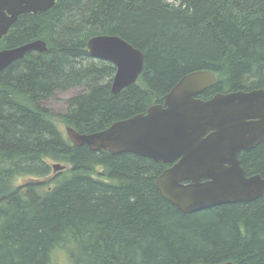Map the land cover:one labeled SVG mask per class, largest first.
Masks as SVG:
<instances>
[{
    "label": "trees",
    "instance_id": "trees-1",
    "mask_svg": "<svg viewBox=\"0 0 264 264\" xmlns=\"http://www.w3.org/2000/svg\"><path fill=\"white\" fill-rule=\"evenodd\" d=\"M116 34L145 55L138 81L117 94L116 67L88 41ZM44 39L0 72V264H264V194L185 214L163 198L166 163L135 153L76 146L82 133L145 112L184 75L213 71L206 91L264 87V0H58L22 14L1 47ZM83 87L69 110L43 105L58 89ZM264 177V141L240 155ZM69 168L52 175L53 163ZM21 176L31 180L15 186ZM44 178V179H43Z\"/></svg>",
    "mask_w": 264,
    "mask_h": 264
},
{
    "label": "water",
    "instance_id": "water-1",
    "mask_svg": "<svg viewBox=\"0 0 264 264\" xmlns=\"http://www.w3.org/2000/svg\"><path fill=\"white\" fill-rule=\"evenodd\" d=\"M57 0H0V38L23 13H38ZM91 56L112 62V92L136 83L143 73L144 52L116 34H98L88 41ZM36 39L0 51V72L30 51H47ZM217 83L209 70L190 72L165 95L164 104L146 113L114 121L105 129L82 133L66 126L69 139L94 151L135 153L157 162L173 163L156 179L160 194L185 214L225 203L251 202L264 194V177L248 175L239 153L264 141V87L198 97ZM66 165L53 163L54 171ZM202 264V263H190ZM216 264H233L231 261Z\"/></svg>",
    "mask_w": 264,
    "mask_h": 264
},
{
    "label": "rangeland",
    "instance_id": "rangeland-1",
    "mask_svg": "<svg viewBox=\"0 0 264 264\" xmlns=\"http://www.w3.org/2000/svg\"><path fill=\"white\" fill-rule=\"evenodd\" d=\"M83 92H84V88L78 86L65 88V89H58L53 96L43 101V105L56 114L59 113L65 114L70 108L71 99L74 96L79 95L80 93ZM59 126L61 127L62 131L67 135L65 124L59 122ZM62 164L66 165L68 168L70 166L69 163H62ZM52 170H53L52 175L58 172V171H54V169ZM29 180H31V177L21 176L15 181L14 185L19 186ZM67 256H68L67 252L66 253L58 252L57 254H55V256H53L51 264H70L71 262L67 259Z\"/></svg>",
    "mask_w": 264,
    "mask_h": 264
},
{
    "label": "flooded vegetation",
    "instance_id": "flooded-vegetation-1",
    "mask_svg": "<svg viewBox=\"0 0 264 264\" xmlns=\"http://www.w3.org/2000/svg\"><path fill=\"white\" fill-rule=\"evenodd\" d=\"M57 1H58V0H57ZM56 3H57V2H56ZM23 14H25V13H23ZM21 15H22V14H21ZM21 15H19V17H20ZM19 17H18V19H19ZM18 19H17V21H18ZM17 21H16V22H17ZM16 22H15V23H16ZM15 23H14V24H15ZM14 24H13V25H14ZM13 25H12V26H13ZM11 29H12V27L10 28V30H11ZM10 30H9V31H10ZM8 33H9V32H7L5 35H3V37L0 38V40H2V39H3ZM33 41H35V40H33ZM30 42H32V41H30ZM27 43H28V42H27ZM24 44H26V43H24ZM22 45H23V44H22ZM19 46H21V45H19ZM16 47H18V46H16ZM4 48H14V47H1V48H0V51H1V50H4ZM30 52H31V51H30ZM38 52H40V51H38ZM26 54H27V53H26ZM22 58H23V57H22ZM105 61H106V60H105ZM111 63H112V62H111ZM11 64H12V63H11ZM112 64H113V63H112ZM113 65H114V64H113ZM114 66H115V65H114ZM115 67H116V66H115ZM6 68H7V67H6ZM6 68H5V69H6ZM115 73H116V70H115V72H114V74H113V78H114ZM112 81H113V80H112ZM217 81H218V76H217ZM177 83H178V82H177ZM212 87H213V86H212ZM210 88H211V87H210ZM210 88H208V89H210ZM261 88H262V87H261ZM124 89H125V88H124ZM124 89H123V90H124ZM208 89H207V90H208ZM254 89H256V88H254ZM111 90H112V82H111ZM207 90H206V91H207ZM239 90H246V91H249V90H252V89H239ZM206 91H204L203 93H201L198 97H200V98H202V99H205V100H208V99L212 98L215 94L221 92V91H219V92H215V93L212 94L211 96H206V95H205V94H206ZM232 91H238V90H232ZM232 91H222V93H228V92H232ZM166 94H167V93H166ZM164 101H165V96H164V99H163L162 102H158V101H157V102L151 103V104L147 107V109H148L151 105L156 104V103L164 104ZM147 109H146L145 112H141V113H146V112H147ZM137 114H138V113H137ZM130 117H131V116H130ZM127 118H129V117H127ZM124 119H126V118H124ZM65 126H67V125H65ZM262 142H263V141H262ZM256 146H257V145H256ZM256 146H255V147H256ZM255 147H254V148H255ZM252 149H253V148H252ZM244 151H247V150H242V151L239 153V158H240L241 153L244 152ZM240 160H241V159H240ZM163 163H164V162H163ZM166 164H167V167H166V168H168V167H170V166L173 165V163H166ZM241 164H242V162H241ZM242 166H243V165H242ZM243 167H244V166H243ZM166 168H165V169H166ZM165 169H164V170H165ZM164 170H163V171H164ZM245 170H246V169H245ZM163 171H162V172H163ZM162 172H161V173H162ZM246 172H247V171H246ZM247 174H248V173H247ZM257 174H258V173H257ZM248 175H253V174H248Z\"/></svg>",
    "mask_w": 264,
    "mask_h": 264
},
{
    "label": "bare ground",
    "instance_id": "bare-ground-1",
    "mask_svg": "<svg viewBox=\"0 0 264 264\" xmlns=\"http://www.w3.org/2000/svg\"><path fill=\"white\" fill-rule=\"evenodd\" d=\"M134 84V83H133ZM130 86V85H129Z\"/></svg>",
    "mask_w": 264,
    "mask_h": 264
}]
</instances>
